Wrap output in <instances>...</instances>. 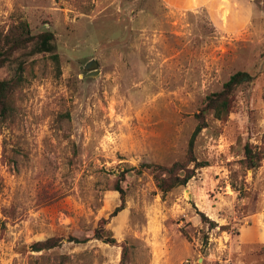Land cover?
I'll use <instances>...</instances> for the list:
<instances>
[{"label": "rangeland", "instance_id": "374dc122", "mask_svg": "<svg viewBox=\"0 0 264 264\" xmlns=\"http://www.w3.org/2000/svg\"><path fill=\"white\" fill-rule=\"evenodd\" d=\"M20 21L53 34L59 65L25 58L14 115L0 120V264H264V0L186 12L163 0H0V34ZM91 60L99 73L86 77ZM15 67L0 66V81ZM238 71L253 80L226 119L205 114L189 155L205 98ZM174 164L173 175L151 168ZM187 171L186 185L157 188L155 174ZM100 229L115 242L95 239ZM50 238L53 249L29 248Z\"/></svg>", "mask_w": 264, "mask_h": 264}, {"label": "trees", "instance_id": "16d2710c", "mask_svg": "<svg viewBox=\"0 0 264 264\" xmlns=\"http://www.w3.org/2000/svg\"><path fill=\"white\" fill-rule=\"evenodd\" d=\"M19 54L18 57H15ZM39 54H47L52 63L55 66L59 65L58 54L56 53L54 46V36L50 32H43L37 35H33L26 22L20 21L4 35L0 34V66H4L6 62L11 63L14 59L16 67L14 68V75L11 79L0 81V120L5 121L13 117L14 111L12 102L10 100L11 93L20 87L23 80L24 71L32 64L26 63L25 58L33 57ZM253 77L246 73L238 71L232 74L229 79L223 84L220 91L212 93L205 98L204 106L199 114L196 115L198 121L195 126L190 140L188 142L189 155L192 156L194 142L199 133L206 127L205 114L209 113L215 120L221 121L228 117L234 106V93L236 89L242 84L250 83ZM243 164L247 170H255L259 165L260 159L253 152L252 147L245 144L243 148ZM179 165L174 164L170 168L161 166H152V170L155 172L160 171L162 175H173L174 171ZM143 168H150V165L144 164ZM141 170H137V174H140ZM184 177H170V179H163L160 174H155L156 186L161 191L166 193L175 186H183L192 178L193 171H187ZM123 177V175H122ZM115 191L120 194V198L123 199V189L117 184ZM123 209V203L115 209L114 216L117 212ZM203 222H207V219L200 215ZM210 228L216 227L214 223H210ZM94 238L101 240L104 243L113 244L115 241L111 237H106L104 229L96 230ZM69 241L74 243H83L84 240L71 238ZM58 245L56 239L50 238L44 242H34L29 248L32 251L38 252L41 250L53 249ZM125 257V251H123V258ZM123 264V263H122Z\"/></svg>", "mask_w": 264, "mask_h": 264}, {"label": "crops", "instance_id": "0c3cea01", "mask_svg": "<svg viewBox=\"0 0 264 264\" xmlns=\"http://www.w3.org/2000/svg\"><path fill=\"white\" fill-rule=\"evenodd\" d=\"M212 1L213 0H163L168 8L181 12L202 9Z\"/></svg>", "mask_w": 264, "mask_h": 264}, {"label": "water", "instance_id": "95a60500", "mask_svg": "<svg viewBox=\"0 0 264 264\" xmlns=\"http://www.w3.org/2000/svg\"><path fill=\"white\" fill-rule=\"evenodd\" d=\"M97 67L98 65L95 60L87 62L83 67L84 71H87L86 77H94L95 75H97L99 73Z\"/></svg>", "mask_w": 264, "mask_h": 264}]
</instances>
